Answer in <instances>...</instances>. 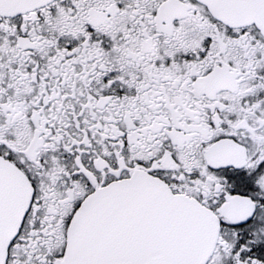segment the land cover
<instances>
[{"label": "snow or ice", "instance_id": "obj_1", "mask_svg": "<svg viewBox=\"0 0 264 264\" xmlns=\"http://www.w3.org/2000/svg\"><path fill=\"white\" fill-rule=\"evenodd\" d=\"M0 264H264V0H0Z\"/></svg>", "mask_w": 264, "mask_h": 264}]
</instances>
